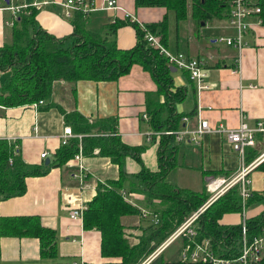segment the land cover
I'll use <instances>...</instances> for the list:
<instances>
[{
  "label": "crops",
  "instance_id": "0c3cea01",
  "mask_svg": "<svg viewBox=\"0 0 264 264\" xmlns=\"http://www.w3.org/2000/svg\"><path fill=\"white\" fill-rule=\"evenodd\" d=\"M13 1L16 4L28 2ZM40 1L46 3L36 7L38 26L56 37L70 35L73 25L71 18L65 14V8L60 5L63 0ZM117 1L142 23L159 21L166 13L162 8H136L134 0ZM104 12L106 17L124 19L120 11ZM4 13L9 17L6 18ZM7 19H10V13L1 11V26L3 29L11 28L7 29L12 36V27L5 24ZM174 20L175 43L171 51L205 59L206 81L210 85L208 89L198 92L186 72L178 69L171 71L169 67L173 83L170 91L182 97L181 101H176L164 93L158 94L156 81L151 74L140 65L133 64L128 73L116 80H79L75 84V91L70 83L55 81L50 97L37 110L30 105L0 109V138L19 139L20 154L26 164L39 165L47 158L52 163L54 153L61 146L63 128L66 126L63 113L78 112L90 122L113 119L122 143L133 149L141 148L138 159L127 156L120 168L109 157L101 156L99 149L95 148L90 156L82 154L77 159L78 152L62 167L53 166L43 175L26 178L23 194L0 201V216L39 217L43 226L55 232L56 254L41 255V242L37 237L2 236L0 264H69L80 260L84 264H120V257L102 254L98 229H86L82 219L70 217L72 207L82 205L86 208L97 194L99 183L117 180L123 172L125 182L121 191L126 197L123 194L122 197L138 212L123 215L120 221L124 237L134 244L139 241L144 223H148L142 220L141 210L151 211L160 201L155 198L151 201L143 192L130 189L138 186L134 175L141 168L156 172L160 169V161L164 163L167 157H173L175 166L168 170L165 180L179 189L200 192L206 189L208 179L226 180L240 171L242 163L249 164L264 153V133L257 134L255 145L246 149L244 159L220 132L203 134L197 142L191 139V135L176 140L173 134L164 133L168 129H195L199 119H207L214 128L220 125L224 128L235 127L242 119L250 125L264 119V24L254 25L248 35L249 45L238 52L227 45L218 48L215 38L223 32V28L217 27L223 22L210 26L212 30L215 29L214 32L193 34L191 38L189 34H184L185 31L181 32L180 23L175 17ZM228 32L229 29H224V33ZM115 38L120 48L128 49L136 43V32L131 25L124 24L116 30ZM3 42H0V46ZM165 45L170 47L169 28ZM157 104H162L159 116L163 123L159 128H154L148 112L156 109ZM171 118L179 119L177 128H171ZM172 147L174 151L170 155L165 149ZM42 152L47 153L45 158L40 157ZM81 166L83 169L80 170ZM79 170L83 175L82 180L78 176ZM254 171L256 169L249 176ZM252 185L251 190H257L256 185ZM262 186L259 191L264 189ZM262 210V204L249 207L248 217ZM239 220L238 213H232L223 216L220 222L233 225L225 223L236 224Z\"/></svg>",
  "mask_w": 264,
  "mask_h": 264
},
{
  "label": "trees",
  "instance_id": "16d2710c",
  "mask_svg": "<svg viewBox=\"0 0 264 264\" xmlns=\"http://www.w3.org/2000/svg\"><path fill=\"white\" fill-rule=\"evenodd\" d=\"M28 2L31 3L32 0ZM224 2L225 0H134L136 8L155 7L166 11L159 21L143 22L145 30L128 18L106 17L104 11L87 14L74 11L70 17L73 32L63 37H56L41 29L35 20L38 8L29 6L14 22L11 42L0 46V72L7 73L0 81V105L4 108L16 107L48 99L53 83L58 80L70 83L74 91L79 80H116L128 73L133 64L140 65L151 74L156 81L158 94L164 93L181 101L182 97L177 92L170 91L173 86L172 73L166 58L148 45L144 38L145 32L154 34L165 45L169 11L174 14L178 24L188 16L196 24H200L219 14L224 16L220 20H224L227 13ZM258 2L264 24V0ZM124 24L131 25L136 32V43L128 49L120 48L115 38L116 30ZM161 107L162 104H157L156 109L148 112L154 128H159L163 123L159 116ZM63 114L66 125L71 127L74 134L82 136L71 137L67 143L61 144L52 157V163L47 165L26 164L20 154L19 139L0 138V201L23 194L26 178L43 175L53 166L62 167L79 152L80 147L82 154L86 156L92 155L94 149L98 148L101 156L109 157L119 168L127 156L138 159L141 148L133 149L122 143L116 131L115 120L90 122L78 112ZM178 120L170 119L173 122L171 128L178 127ZM165 151L172 155L174 149L172 147ZM172 160L173 157H167L164 163L160 161V169L156 172L141 168L134 175L138 186L130 189L143 192L151 201L154 198L160 199L157 208H151L152 212L158 214L160 222L158 225L144 226L143 234H146L141 235L136 245L128 243L120 221L121 216L138 212L121 195L125 182L123 172L117 180L97 185V194L82 211V221L84 228H96L100 231L101 252L104 256L120 257V264H139L160 241L166 239L198 209V203L207 196L206 189L194 192L168 183L165 180L166 174L175 166ZM256 169L264 172V161ZM245 204L247 208L263 205L259 214L246 221L249 237L259 236L264 226V189L253 190ZM239 211H242L240 188L234 185L199 216L195 239L201 241L209 238L216 254L236 258L239 254L241 227L238 224L223 225L220 219L224 213ZM2 236L37 237L41 242V255L56 254L55 232L43 226L37 216H0V237ZM181 239V244L186 242L184 238ZM151 242L155 243L150 245ZM160 255L149 264H170ZM176 263L190 264L179 260ZM257 264H264V257Z\"/></svg>",
  "mask_w": 264,
  "mask_h": 264
},
{
  "label": "built area",
  "instance_id": "2783aa9c",
  "mask_svg": "<svg viewBox=\"0 0 264 264\" xmlns=\"http://www.w3.org/2000/svg\"><path fill=\"white\" fill-rule=\"evenodd\" d=\"M46 1L33 0L31 3L26 2L22 4H16L13 0H0V12L6 11L10 13V19H7L5 24L12 27L14 22L17 21L20 14L24 12L29 6L39 7L44 5ZM227 13L223 21V30L229 29L228 33H220L215 38L216 43H221L232 47L238 52L244 47L249 45L248 35L253 31L254 25H261L262 18L260 16L261 7L258 0H225ZM60 5L65 8V14L69 17L74 11H81L84 14L92 11H106L117 10L123 14V18H128L131 21L137 22L140 27L145 30L144 23L138 20L134 15L122 7L117 0H63ZM148 45L157 50L159 54L163 55L169 67H174L178 70L184 71L188 74V78L196 86L198 92L208 89L210 85L206 81V61L202 57H192L181 51H171L166 47L161 40L154 34L146 31L144 35ZM251 86V85H250ZM44 104V100L40 99L36 102L29 104L34 110H37L39 106ZM4 106L0 105V109ZM209 132L223 133L230 143L232 149L238 153V155L244 159L246 149L253 147L256 143V136L259 133H264V119L257 120L254 124H248L245 120H241L235 127L224 128L223 126L211 127L207 119H199V123L195 129L191 130H167L164 133L166 135L173 134L176 140H181L184 135H191L192 140L197 142L198 138L203 134ZM77 136L81 138L82 135L74 134L69 125L64 126L63 134L61 136V144H65L71 137ZM7 140H16L8 137ZM47 156L46 152L40 154L41 158ZM82 156L81 149L76 156L80 159ZM264 161V153L259 155L249 164H243L235 175L229 180H222L217 178H210L207 180L206 188L209 193H212L211 198L206 204L191 214L184 222H182L166 239L161 247H157L150 255L144 264L150 263L155 259L160 252L168 245L175 242L178 238H184L187 240L188 245L182 247L178 260L190 264H257L264 257V226L262 227L261 234L259 236L249 237L246 221L249 218L246 213V200L251 196V184L252 179L249 174L253 169ZM11 162V159H9ZM79 169H83L82 166ZM79 170V178L82 180L83 175ZM238 185L240 188V194L242 199V217L239 222L240 236H239V254L236 258H225L216 254L211 246L209 238L197 242L195 237L197 236L196 221L201 213L204 211L208 204L217 200L220 196L226 193L231 187ZM126 197V194L121 191V195ZM84 207L78 205L70 209V217L72 219H82V211ZM140 216L148 221V224L158 225L160 222L157 213L143 209L140 212ZM69 264H84L82 260L73 261Z\"/></svg>",
  "mask_w": 264,
  "mask_h": 264
},
{
  "label": "rangeland",
  "instance_id": "374dc122",
  "mask_svg": "<svg viewBox=\"0 0 264 264\" xmlns=\"http://www.w3.org/2000/svg\"><path fill=\"white\" fill-rule=\"evenodd\" d=\"M168 28H169V49L170 50H174L173 47H174V43H175V39H174V31H175V20H174V14L172 12H168ZM4 15H6V13H4ZM223 15L219 14V15H215L213 16L210 20H207L206 22H203L205 24L202 25V22L199 24L197 22V24L194 22V20L188 16V18H186L185 20L183 21H180V30H182L181 32L185 31L184 34L188 35L191 37L196 34H199V33H208V32H214L215 29H211L210 26H217V25H220V22L222 23L223 21L220 20V18L222 17ZM6 18L9 17V15H6L5 16ZM71 17V16H69ZM224 17V16H223ZM220 21V22H219ZM263 25V24H261ZM8 29H11L9 27H7ZM3 29V27L1 26V21H0V42L1 41H4L3 43H10L11 40H12V36H11V31H9L8 29ZM218 29L220 28H224V23L221 24L220 26L217 27ZM224 32V30H222ZM221 32V33H223ZM220 34V33H218ZM184 36V35H183ZM182 35L180 36V40H182ZM192 38V37H191ZM218 48L220 49L222 45L224 44H221V43H218ZM7 76V73H1L0 72V81ZM251 178H252V183L253 185H256L255 188H257V190H254V191H259V188L263 187L262 184L264 185V173L261 171V169H256V171H254L251 175ZM231 178V177H230ZM230 178L226 179V180H229ZM252 185V186H253ZM207 189V188H206ZM184 190V189H182ZM253 191V190H252ZM183 193V192H182ZM206 195L204 197V200L201 202V203H198V208L204 206L206 204V202L211 198V195L212 193H209V191H205ZM185 194V193H183ZM224 195V194H223ZM218 199V198H217ZM216 200H214L213 202H215ZM211 202L210 204H208L204 209V211L213 203ZM253 207V206H252ZM249 210V208L246 207V213L247 214V211ZM203 211V212H204ZM244 210L243 211H239L237 212L238 215H239V218L242 217V214H244L243 212H245ZM195 212V210L191 213L193 214ZM202 212V213H203ZM201 213V214H202ZM227 214H232V212H228V213H224L223 216L227 215ZM248 215V214H247ZM190 216V215H189ZM222 216V217H223ZM221 217V219H222ZM230 217H233V216H230ZM199 218V217H198ZM220 219V220H221ZM143 220V218H142ZM232 219L230 218L229 221H231ZM225 224H234V223H225ZM142 225V224H141ZM148 225V223H144V226ZM144 228V227H143ZM143 228H142V232H141V235H145L146 233L143 234ZM141 235L138 237L140 239ZM143 237V236H142ZM167 238V237H166ZM167 239H164L162 242L160 241L158 243V246H156V248L158 247H161L162 244L166 241ZM180 240V241H179ZM181 238H178L175 242H173L172 244L168 245L167 247H165L161 252H160V256L164 261H168V263L172 264H177L176 262L178 261V258H179V255H180V251L182 249V247L184 246H187L188 245V242L186 239V242L181 244ZM196 240V239H195ZM204 240V239H202ZM201 240V241H202ZM197 241V240H196ZM139 242V241H138ZM136 241V243H134L135 245L138 243ZM157 242V241H156ZM197 242H200V241H197ZM130 244V242H128ZM155 242H151L150 245H153ZM133 245V244H131ZM155 248V249H156ZM154 249V250H155ZM153 250V251H154ZM151 251L139 264H144V262L149 259L151 253L153 252ZM149 264V263H148ZM194 264H201V263H194Z\"/></svg>",
  "mask_w": 264,
  "mask_h": 264
},
{
  "label": "water",
  "instance_id": "95a60500",
  "mask_svg": "<svg viewBox=\"0 0 264 264\" xmlns=\"http://www.w3.org/2000/svg\"><path fill=\"white\" fill-rule=\"evenodd\" d=\"M202 25H204V23L202 22ZM175 69L176 68H174V67H171V71H175ZM50 163V159L49 158H47L46 160H44V164H49Z\"/></svg>",
  "mask_w": 264,
  "mask_h": 264
}]
</instances>
